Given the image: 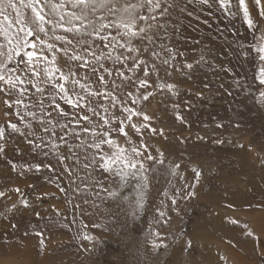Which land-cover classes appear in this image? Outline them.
Instances as JSON below:
<instances>
[{"label": "rangeland", "instance_id": "rangeland-1", "mask_svg": "<svg viewBox=\"0 0 264 264\" xmlns=\"http://www.w3.org/2000/svg\"><path fill=\"white\" fill-rule=\"evenodd\" d=\"M245 3L255 29L248 27L238 0L223 8L220 0H164L152 21L163 27L149 33L151 42L133 41L140 52L129 54L96 42L105 52L144 61L142 68L132 60L126 65L102 61L113 72H102L107 87L89 68L78 67L79 61L56 53V66L65 74L74 72L93 91L118 97L116 108L104 99L100 103L109 112L98 110L124 121L128 137L118 132L111 136L143 153L137 159L147 169L146 187L143 181L128 178L125 183L103 172L99 160L92 164L97 150L87 144L95 138L80 131L92 125L69 124L77 113H91L65 104L50 86L41 96L26 82L23 87L29 91L21 98L0 82V264H264V84L257 79L264 61L252 47L264 45V0L259 6L255 0ZM163 8L167 12L161 16ZM57 34L74 44L77 39L61 30ZM69 47V54L92 60L78 45ZM20 60L16 57L9 67L27 81L31 77ZM144 70L150 74L145 76ZM142 79L147 87H140ZM160 85L174 87L169 91ZM65 86L72 95L73 86ZM75 91L83 94L78 87ZM52 96L69 116L59 115ZM17 99L23 104H16ZM123 108L141 115L128 121ZM32 112L35 118L27 115ZM41 119L57 125L55 135L43 131L50 126ZM93 120L102 123L99 117ZM118 126L113 122L112 127ZM72 129L80 132L79 138ZM81 141L84 145L77 147ZM149 155L155 159L148 160ZM113 191L116 197L109 195Z\"/></svg>", "mask_w": 264, "mask_h": 264}, {"label": "snow or ice", "instance_id": "snow-or-ice-1", "mask_svg": "<svg viewBox=\"0 0 264 264\" xmlns=\"http://www.w3.org/2000/svg\"><path fill=\"white\" fill-rule=\"evenodd\" d=\"M163 2L164 0H0V37L3 38V42H0V82L8 86L9 92L15 91L21 98L29 91L28 88L23 87L26 82L41 96L45 94V86H50L57 90V94H62L60 98L64 100L65 104L80 109V112L86 110L91 113L92 115L77 113L73 120L69 121V124L74 122L76 125H82V122H87L92 125L91 128L81 127L80 129L81 132L95 138L92 143L87 144L88 148L97 150V154L92 157V164L95 165L99 160L98 167L103 172L119 177L125 183H127L128 178L143 181L145 187L147 186V176L144 173L147 169L144 163L137 159L143 153L135 146L125 148L111 136L112 132H118L120 135L128 137V133L123 127L124 121L111 115L105 117L98 110V108H102L104 113L109 112V108L100 103L104 99H109L110 107L116 108L119 104L118 97L111 91H93L90 84L75 79L76 73L74 72L65 74L56 66V53L68 56L69 61H79L78 67L89 68L92 73L97 75L98 81L107 87V81L102 72L109 76L113 75V72L105 68L102 61L112 60L114 63L126 65L129 60H132L135 68H142L144 61L131 55H113L111 50L105 52L96 42L103 43L104 48L125 49L129 54L140 52L141 49L133 46V41L140 40L143 42L147 40L151 42L153 37L149 33L157 27H163V25L152 23V21L157 20L156 13L161 10ZM199 2L206 4L208 0H199ZM260 2L261 0H255L257 6L260 5ZM220 4L222 8L226 4L231 7L230 0H220ZM238 6L243 12L248 27L255 29L245 0H238ZM166 12L167 8H163L160 15L163 16ZM260 15L264 17V10H261ZM109 29L114 30L116 35H112L108 31ZM57 30H61L65 34H72L74 38H77L75 44L74 40L68 36L57 34ZM41 34L44 38H41ZM260 39H264V35ZM57 41L65 46L58 47L55 43ZM77 45L87 53V56L92 57V60L86 59L81 54H69V46L74 49ZM252 47L259 53V60L264 61V45H253ZM97 49H99V54H97ZM143 50L147 51L146 48ZM45 51L50 53L51 57L45 55ZM16 57H21L19 63L25 64L26 71L30 74L31 78L27 81L20 75H15V69L9 67V62L15 60ZM162 63L168 64L169 61L163 60ZM186 67L191 70L192 65L188 64ZM153 71H155V66H153ZM117 72L120 77H124L122 71L117 69ZM149 74L147 70H144L145 76ZM126 79L130 80L131 78L127 77ZM257 79L260 84H264V67L260 69ZM66 83L73 86L72 95L69 94V89L65 86ZM139 85L144 88L148 86V82L142 79L139 81ZM113 86L119 87L115 81H113ZM75 87L81 89L83 94L76 92ZM160 87H167L171 91L174 86L160 85ZM0 91H4V89L0 88ZM97 98L100 99L97 100ZM261 98L264 101V93H261ZM51 99L54 103L55 96H52ZM143 99L147 100L148 96L145 95ZM93 101L97 102V107H93ZM5 103L12 107V104L7 101ZM15 103L22 105L23 99H17ZM38 103L41 111H43V99L39 100ZM54 108L59 115L69 116V113L65 112L59 104L54 103ZM123 112L128 113L126 117L128 121H131L134 115H141V113L130 108H123ZM27 115L35 118L36 114L32 112L27 113ZM46 115L51 116V113H46ZM93 117H99L102 123H95ZM144 119L150 118L144 116ZM113 122L120 126L112 127ZM40 123H46L50 126L43 128L44 132L55 135L54 129L57 125L51 119L47 121L41 119ZM69 124H59L58 127L68 129ZM129 126L137 133L140 132V128L135 124ZM12 127L16 129L15 125ZM72 134L76 135L77 138L80 136V132L75 129H72ZM2 135L3 132L0 130V136ZM60 139L63 140L64 137H60ZM64 142L67 144L66 140ZM128 142L131 144L130 138H128ZM29 143L31 144L32 141ZM83 145L84 142L81 141L77 147ZM105 145L110 151L104 150L103 146ZM35 147L39 148L41 145L35 144ZM57 147L58 145L55 143L51 145L52 150ZM2 151L3 149L0 148V152ZM147 159L154 160L155 158L149 155ZM158 162L162 164L163 160ZM139 186V184L136 185V187ZM17 191L19 190L17 189ZM3 195L4 193H0V196ZM109 195L116 197L118 193L113 191ZM24 203L27 206V202ZM232 222L235 223V221ZM85 239H90V237L85 236Z\"/></svg>", "mask_w": 264, "mask_h": 264}, {"label": "bare ground", "instance_id": "bare-ground-1", "mask_svg": "<svg viewBox=\"0 0 264 264\" xmlns=\"http://www.w3.org/2000/svg\"><path fill=\"white\" fill-rule=\"evenodd\" d=\"M205 255H209L208 253H206ZM205 257V256H204ZM205 259H206V257H205Z\"/></svg>", "mask_w": 264, "mask_h": 264}]
</instances>
